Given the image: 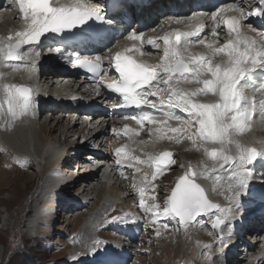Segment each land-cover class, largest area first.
Instances as JSON below:
<instances>
[{"label":"snow or ice","instance_id":"obj_1","mask_svg":"<svg viewBox=\"0 0 264 264\" xmlns=\"http://www.w3.org/2000/svg\"><path fill=\"white\" fill-rule=\"evenodd\" d=\"M245 2L238 0L233 3L230 10L237 15L228 18L220 14L223 9L206 14L212 22V35H220L218 29L221 24L226 28L229 39L222 44L219 40L209 41L207 34L202 37L206 25L195 17H188L186 19L189 21L196 20L194 30L177 29L164 33L158 39H147V44L153 49L162 47V55L157 64H148L135 58L136 53L144 54L142 47H137L135 43H143L144 34L135 30L126 36L128 41L133 42L132 46L114 55L109 49L108 54H73L68 57L74 67L85 69L96 78L97 93L106 88L118 94L114 108L139 110L138 114L125 115L124 119L133 120L139 126H144L145 122L158 124L160 126L154 131L149 129L150 135L159 140H174L176 143L188 140L195 150L203 152L205 159L199 162L198 167L189 163L183 174L177 177L175 186L166 195L162 205L157 202V186L153 181L158 174L176 163L174 154L163 151L158 155L149 154L147 159L141 160L139 156L130 155L131 149L124 145L115 148L114 156L118 168L126 165L134 169L135 173H142L138 183L137 177L133 176L132 187L138 195L139 209L151 216L153 225L160 218L166 217L187 227L190 222L196 223L198 218L207 216L213 229L209 235L219 245L215 250L220 254L227 247L226 237L231 235V221L236 218L240 199L254 178V164L264 161V141L246 142L239 139L251 130L258 110L262 117L260 122L264 124V99L254 98L255 92L264 95V42L258 44L257 40L240 31L251 16L264 22V0H253L247 9ZM7 3L26 27L14 35L0 38V67H24L30 74L38 70L37 60L31 58L41 55L42 37L46 34L67 33L80 26L88 27L91 20H106L102 14L104 10L86 0H74L71 4L60 3V0H7ZM170 19L176 23L181 22L176 18ZM259 36L264 41V31ZM192 43L204 46L207 53H188V46ZM49 53L63 55L60 48H49ZM106 60L109 67L104 66ZM26 61L27 64L23 63ZM111 69L118 74V78L112 75ZM3 76L4 73L0 72V120L4 121L3 126L7 130L14 121L32 111L33 88L30 85L4 82ZM105 76L111 77L110 80L106 81ZM257 77L261 78L258 86ZM193 83L197 87H184L185 84ZM208 95L215 99L207 102L199 99ZM145 106L158 112L159 116L147 111ZM171 110H179L185 116H176ZM173 119L179 121L178 126L172 127L168 123ZM111 131L116 136L120 135V130L115 127ZM123 131L129 139L139 134L127 125ZM256 143L261 145L260 148L254 146ZM143 165H147V169ZM209 171L221 173L215 176L212 191L223 195L228 202L227 206L212 202L208 198V190L198 183L202 178H212L206 175ZM120 175H125L123 170ZM130 218L137 223L140 219L129 213L124 217L113 216L110 222L127 221ZM168 226L167 222L163 225L165 228ZM224 229H227L226 235H220ZM159 234L157 229L156 235ZM102 243L93 239L85 248L90 254L98 256ZM213 247V244L203 245L208 251L202 254L210 261L214 259L211 254ZM80 255L77 253L71 257L72 264H79ZM101 264L112 262L104 260Z\"/></svg>","mask_w":264,"mask_h":264},{"label":"bare ground","instance_id":"obj_2","mask_svg":"<svg viewBox=\"0 0 264 264\" xmlns=\"http://www.w3.org/2000/svg\"><path fill=\"white\" fill-rule=\"evenodd\" d=\"M144 1L147 2L149 0H141L140 4L142 3L145 4ZM86 2L97 3V0H86ZM136 2L138 3L139 1L136 0ZM202 3L203 1L201 0L198 4H202ZM163 4H164V0H160V3L155 2V0H151L150 8L148 9L142 8L141 13L139 14H137V12L133 10V7L128 8L123 4H119L121 15H117L113 17V26L116 29L117 34L119 35L122 33L126 34L128 31L131 30L126 25H122L116 22L118 19L123 18V13L125 10L128 13V15L131 16L132 23H137L140 21H144L145 23L153 22L154 19L152 18V16L156 17L157 12H159L164 16V18L161 20L162 23L154 27H150L149 29H147L145 33H143L144 34L143 43L135 42L137 47H142V51L144 53L143 56H145V58H147L149 62H151L152 64L159 63L160 56L162 55V47L161 49H153L150 45L147 44V39L148 38L158 39L160 36L164 35V33L171 32L177 29L183 31L194 30L195 25L193 26L191 23L195 24L196 20H201L206 25L205 33L201 34L202 37L205 36V34H207V39L209 41L219 40L221 44L227 39H229L227 35V30L223 26V24H221V28L218 29L220 35L218 37L212 36L210 32L212 22L206 15L212 12H206L201 15H196L194 12L189 11L187 7L190 5V0H184L182 3L177 2V0H171V6H169V9H167ZM232 4L233 2H231L228 6L223 7L224 6L223 5L221 7H218V9L219 8L223 9V11L220 14L223 15L225 18L237 15L236 12L230 10V6ZM171 8L177 10L178 18L176 19L180 20L181 21L180 23H176L174 19H168L171 15ZM185 9H187L188 12H185ZM152 10H157V12H152ZM188 17H195L196 20L189 21L188 19H186ZM23 23L24 22L20 18V16L8 6L7 0H0V38H6L10 34L14 35L16 31L24 30L25 27ZM250 30L251 27H248L245 31H250ZM240 31L243 33L242 28L240 29ZM244 34L257 40L258 44L264 42L261 40L258 31H255L254 33L251 34H247V33ZM132 44L133 42L128 41L125 36V38H123L122 41L118 42L116 45H114L109 49L111 50V54L114 55L117 51H123L122 49L123 47H131ZM109 49L104 54H108ZM207 51L208 50L204 48V46L196 43H192L188 46V53L204 54L207 53ZM62 58L63 57L60 54H55V53L50 54L49 49L41 48V55L39 57L33 56L31 58L37 60L38 70L36 73L30 74L27 68L24 67L17 69H13L10 67H0V72L4 73V76L2 77L4 82L26 85V86L30 85L33 88L32 111L27 116H24L14 121L11 127L8 128L7 130L3 126L4 121L0 120V139H2V141L5 140L13 145L17 143L16 146L18 147L19 151L25 152L29 150L37 153L39 152L40 154L41 147L44 146L46 142H49L48 138H46L45 141L42 140L41 137L37 139L36 131L34 130V127H36V122L40 118V114L42 112H45L46 116L48 114L49 116H51L52 113L57 114V116L55 117V119H57L55 125L56 127L58 126L59 119H67L65 120L66 126L69 130H71V132H73L74 131L73 128L77 126L75 121L79 122L80 121L79 119H83L80 121L81 125L79 124V128H82V130L89 128L90 131H88V134L86 136H84V133L79 134L80 135L79 138H76L75 140L76 142L81 138L82 140L79 144L74 142L71 143L70 145L64 144L63 145L64 147L62 148L60 147L63 144L61 142V144L55 147L52 146L53 148L48 149V152L43 151L41 155L44 156V159L47 158L54 162L58 157L65 155L67 149H70L71 151L73 149V151L75 150V152L77 153L76 154L77 158L79 157L78 155H80V159H83L85 158L84 156H87L89 158L91 157L93 161H97L98 163L97 167L99 166V164H101L103 168L102 169L103 174L106 175L108 173L106 179L104 181L102 180V183H104L103 192L105 194L104 195L105 205L107 206L109 203L110 205L115 203H120V204L125 203L126 205L127 201L125 199L128 197V195L131 194V190L133 189L132 187L134 182L133 176L135 175L139 180L138 178L139 173H135L134 169L128 168L126 165L118 168V166L115 164V156H114L115 148L127 145L129 149H131L130 155L139 156L141 160L147 159L149 154L153 155V153L158 152L159 149L168 150L169 148L176 150L178 152V157L181 156L180 160H182V162H186L187 158L192 157L191 153L197 151L192 147L191 142L188 140H181L180 143H176L174 140H171L172 141L171 143L159 147L158 145H161L162 143L165 144L167 143L166 139L159 140L155 136L150 135L149 129H152L154 131L155 128L159 127L160 125L144 124V126H139L136 125L135 122L132 120H126L120 115L112 114L110 110H113L114 103H111L109 96L104 93L103 89H101V91L97 93L95 91L96 85H89L81 79L70 78V76L68 75H65L62 78H56L51 73L53 68V66L51 65L58 64V62ZM23 63L27 64L28 62L26 61ZM61 73H64V71H61ZM46 81H48V83H51L50 86H54L53 89H51V91L50 90L48 91L46 89V84L44 85V82ZM260 81L261 78L257 77L256 84H259ZM184 87L194 88L197 87V85H195L194 83L185 84ZM249 94L253 95V93L251 92ZM254 98L256 100L264 99V95H261L259 92H255ZM199 99L202 102H207L215 98L212 97L211 95H208V96H201L199 97ZM70 110H72L73 112L70 113L69 112ZM82 111L88 113L89 114L88 116L90 115L97 116V118L92 120L91 118H85L84 115H83L84 117L83 116L79 117L78 115H81L80 112ZM171 111H173L176 116H180V117L185 116V115L184 116L181 115L179 112H175L174 110ZM65 113H67V115ZM261 119L262 117L259 115V110H258V113L253 118V122L251 124V130L245 132L243 135L239 137V139L246 142L264 141V124L260 122ZM46 120L47 118L45 119V122ZM45 122L43 121V123ZM168 123L172 127H176L178 126L179 121L177 120L168 121ZM38 124L39 127H41V129L45 133V129H46L45 125L37 123V125ZM85 125L87 126V128L85 127ZM125 125H127L129 128L135 129L139 134L129 139V136L125 134V132L123 131ZM113 127L120 130L119 136H116L115 134L112 133L111 130ZM74 135L78 136L77 133H75ZM169 135H171V133H169ZM254 146L260 148L261 145L259 143H256L254 144ZM2 149L4 148L2 147ZM197 152H198L197 158H195L194 161L193 158H190L189 160V162L193 161L192 163L193 167H198L199 162L205 159L202 151H197ZM111 161L112 163H110ZM189 162H187L186 164L188 165ZM208 163H211V161H208ZM142 167L147 169V165H143ZM89 169H91V167ZM100 169L101 168L97 170ZM121 170H123L125 173L123 177L120 175ZM62 172H63L62 170L59 171L58 173L55 172L51 176V178L45 182V185L42 187L41 191L37 193L38 195L39 194L43 195V198L45 199V201L42 200L41 202L38 199L39 205L42 204V208L48 209V208H53V206L57 205L56 210L58 208L65 210L64 208H68V206H70V202L72 203L73 209L74 207H76L75 201L72 202V200H69L70 198L68 199L65 198L66 195L70 194L68 188L71 187L65 188L66 185L64 184L63 181H65L66 178H64L65 174L63 175ZM178 173L179 175H181L179 171ZM178 173H176L177 176ZM210 173L212 172L210 171ZM212 174L214 175V177L216 175H221V173L218 172ZM22 176H26V175L23 174ZM90 177L91 174L89 176H85L83 175V173L78 174V179L87 185L84 187L83 191H86L87 188L92 193L93 190L91 188L92 182H90ZM138 180L136 181L137 183ZM201 180H198V183H200L208 190L207 191L208 198L212 202L220 203L222 205L227 206L228 202L225 200L224 196L220 194H216L212 191L214 183L213 184L210 183L208 179L206 180L202 178ZM24 183L25 184L30 183V180L25 179ZM71 184H73L74 187V183ZM257 184H262L264 186V161L257 162L256 174L250 183V187L247 189L246 193L243 194L240 199V207L237 209L235 213L236 218L233 221H231V228L234 231L231 232V235L227 236L226 239L231 242V245L233 246L231 250H235V252L232 253L231 255L232 257L227 260L226 264H237L241 260H246L248 264H264V188L257 186ZM31 201H32V205H36L38 202L37 200H35L34 196L31 199ZM45 204H47V206H45ZM128 204H131V200H129ZM140 212L141 210H139V206L137 205L134 215L144 216V218L141 217L142 219H139V223H141L142 226L139 227L137 225L138 224L137 222L132 221L137 226L132 225L130 230L128 231L124 230L122 232L120 231L119 228L118 230H116L117 223L116 226H114V230L117 231V233H120L122 238H118L116 242L113 241L112 246H115V248L112 250H108L105 253L109 256L108 261H111L112 264H129L132 257H133L132 263L136 264L138 261L139 262L141 261L140 257H138V254L140 253L148 254L149 252V247H147L148 245L160 246L161 244L160 234L159 236L156 235V230L158 228L155 227L156 225H153L151 223V219H152L151 216L145 215L144 213L140 214ZM66 213L67 212L63 213L65 214L63 215V219H65L64 220L65 225H67L66 223H68L69 220H71L72 218L73 220L74 218H76L75 215L77 214V212L74 214L73 217L69 213L68 214ZM48 214H49L48 212H40L39 214L36 215V219L32 221L33 224H36L38 222L46 223L45 220L47 219ZM249 220L250 223H248ZM94 221L96 220L95 219L93 220L92 218L89 219L86 218L83 228L79 230L80 239L81 240L83 239V241H80V245H84L83 244L84 241L85 242L89 241L92 227L95 228L97 226V221L96 222ZM246 223L248 224V226L250 224V226L248 227ZM150 225L152 226L151 231H150ZM202 228H204V226ZM242 230H244V233L241 232ZM248 231L253 232V237L257 239L258 242L255 243V246H250L249 243L246 244V242L245 243L243 242V244H241L243 245L242 246L243 249L242 247L237 249L235 240L244 239V235ZM222 232L226 234L227 229H224ZM147 236H149V239L144 238ZM197 236L198 238H200V235ZM205 237L207 236H204L203 238ZM124 241L127 242L126 243L127 245H123V243H125ZM250 243H254V241H251ZM257 243L261 244L259 245V248L257 246ZM86 245H88V242ZM257 248L258 251L254 253L253 251ZM239 249L240 252L245 254L244 256H242L241 254L237 255L236 252H239ZM217 263L222 264V262L220 261H217Z\"/></svg>","mask_w":264,"mask_h":264},{"label":"rangeland","instance_id":"obj_3","mask_svg":"<svg viewBox=\"0 0 264 264\" xmlns=\"http://www.w3.org/2000/svg\"><path fill=\"white\" fill-rule=\"evenodd\" d=\"M57 69L58 73L63 71L61 66H58ZM45 84L48 91H51L54 87L50 86L51 83H48V81L44 82V85ZM69 112L72 113L73 111L70 110ZM65 114L67 115V113ZM80 114L81 115H78L79 117L84 115L85 118H91L92 120L97 118V116H88L89 114L83 111L80 112ZM56 116L57 114L55 113H52L51 116H49V114L46 116V113L42 112L40 118L36 122V127H34L36 138L38 139L41 137L44 141L48 138L49 141L41 147L40 154L39 152L37 153L29 150L25 152L19 151L16 146L17 143L13 145L5 140H3V142L2 139H0L2 141H0V264H72L71 257L77 253H81L78 258L79 264H99L107 259V254L105 253L108 250L115 248V246H112L113 241L116 242L118 238H122L121 234L114 230L116 223V230L119 228L121 232L124 230H130L132 225H138L139 227L142 226L139 222L137 225L134 224L131 218L127 221H117L115 223L110 222L113 216L124 217L125 214H134L136 206L138 205V195L135 190L132 189V195H128L125 199L127 201L126 205L125 203H115L111 205L109 203L108 206L105 205V194L103 192L104 183H102V180L104 181L106 179L108 173L106 175L103 174V168L101 164L97 167V161H93L91 157L89 158L87 156L80 159V155H78L79 157L77 158V153L75 150L73 151V149L72 151L67 149L66 154L58 157L54 162L47 158L44 159V156L41 155L43 151L48 152V149L61 144V142L63 143L60 146L62 148L64 147V144L70 145L73 142L79 144L82 140L81 138L75 142L76 138H79V134L84 133V136H86L88 131H90L86 125L85 127L87 129L85 130L79 128L80 121L83 119H79V122L74 120L77 126L73 128V132H71L66 126L65 120L67 119H59L58 126L56 127ZM46 118L47 120L45 122ZM43 121L45 123H43ZM37 123L45 125V133ZM72 133H77L78 136ZM166 142V144L162 143L158 146L161 147L167 145L172 141L166 139ZM2 147L4 149H2ZM162 150L166 151L167 149ZM167 151L174 154L176 163L170 166L168 169L169 171L165 176H160L162 178L159 177L160 179L158 178L159 180L154 182L157 186L155 192L157 202L161 205L163 204L166 195L171 191L175 179L179 176L178 171L183 174L189 166V164L187 165L186 163L189 162L190 158H193L194 161L198 156V152L195 151L191 153L192 157L187 158L186 162H182V160H180L181 156L178 157V152L176 150L168 148ZM193 161H190L191 164ZM110 163H112V161ZM181 165L184 166L183 169ZM90 167L91 169H89ZM99 168L101 169L97 170ZM58 170H62V174H65L64 178H66V180L63 181L66 185L65 188L71 187L68 188L70 194L66 195L65 198H70L69 200L76 202V207H74V209L71 202L68 208H64L65 210L59 208V210H56L57 205L48 209L42 208V204L39 205V201H45V199L43 198V195H38L37 193L41 191L45 182L49 180L55 172H59ZM22 173L26 176H22ZM79 173H83L85 176L91 174L90 182H92V193L87 188L86 191H83L84 187L87 185L78 179ZM176 173H178V176ZM141 175L142 173L138 174L139 177ZM206 175L212 177L211 179H208V181L213 184L215 180L214 175L210 173V171L207 172ZM25 179L30 180V183L25 184ZM71 183H74V187ZM33 196L35 200L38 201L39 199L36 205H32L31 199ZM129 200H131V204H128ZM45 206H47V204H45ZM40 212L49 213L45 220L46 223L38 222L33 224L32 221L36 219V215ZM65 212H67L66 214L69 213L72 215V217L77 212L75 215L76 218H74V220L73 218L69 220V222L66 223L67 225H65V219H63V215H65L63 213ZM140 214L143 213L140 212ZM139 217L140 219L144 218L143 215H140ZM86 218H92L97 221V226L95 228L92 227L90 239L87 242L88 245L92 243L93 239L103 242L99 248L100 255L98 256L90 254L87 251L85 248L87 242L84 241V245H80V241H83V239H80L79 230L83 228ZM166 222L169 225L167 228L163 227ZM248 223H250V220ZM246 225L248 226L247 223ZM203 226L204 228H202ZM155 227L158 228L160 232V246L148 245V254H138L141 261H138L136 264H141V262L142 264H218L217 261L226 264L227 260L232 257V253L235 252V250H231L233 246L227 239L226 244L229 246L226 249V253L223 252L220 254L216 252L215 249L216 247H219V245H216L213 236L211 237V235H209L212 230L211 221L208 217L199 218L198 222L189 227H182L178 225L176 221L162 217L159 219ZM151 230L152 226L150 225V231ZM244 230L241 232L244 233ZM197 235H200V238H203L204 236L207 237L200 239ZM144 238L149 239V236ZM241 240L237 239L235 242L237 249L243 246L241 245L243 242L245 243L247 241L246 244L249 243L250 246H255V243L258 242V240L253 237V232L251 231H248L244 235V239ZM249 241H254V243H250ZM126 243L127 242L123 243V245H127ZM204 244L214 245L211 249V254L214 259L211 261L202 254L208 251L203 248ZM259 245L261 244L257 243L258 248ZM258 248L253 252H257ZM105 249L107 250L105 251ZM236 253L237 255H245L240 252V249L239 252ZM132 259L129 264H133ZM237 264H248V262L246 260H241Z\"/></svg>","mask_w":264,"mask_h":264},{"label":"water","instance_id":"obj_4","mask_svg":"<svg viewBox=\"0 0 264 264\" xmlns=\"http://www.w3.org/2000/svg\"><path fill=\"white\" fill-rule=\"evenodd\" d=\"M190 223H192V222H190Z\"/></svg>","mask_w":264,"mask_h":264}]
</instances>
